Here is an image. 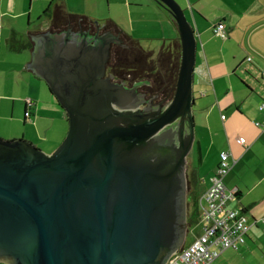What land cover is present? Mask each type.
Segmentation results:
<instances>
[{
    "label": "water",
    "instance_id": "1",
    "mask_svg": "<svg viewBox=\"0 0 264 264\" xmlns=\"http://www.w3.org/2000/svg\"><path fill=\"white\" fill-rule=\"evenodd\" d=\"M157 1L176 25L180 58L173 95L155 117L134 110V87L103 76L108 43L88 49L62 32L45 34L48 45L36 42V72L49 86L51 74L70 80L79 99L66 104L68 128L50 152L23 137L0 138L1 263L164 264L182 242L180 169L194 139L196 37L176 0ZM185 114L190 138L176 163L169 171L162 158L146 163V142Z\"/></svg>",
    "mask_w": 264,
    "mask_h": 264
},
{
    "label": "crops",
    "instance_id": "2",
    "mask_svg": "<svg viewBox=\"0 0 264 264\" xmlns=\"http://www.w3.org/2000/svg\"><path fill=\"white\" fill-rule=\"evenodd\" d=\"M33 1L0 0V74L4 76L0 83L9 91L20 89L16 95L0 93V138L4 139L23 137L32 142L25 132L20 134L15 128L29 123L38 131L39 119H43L41 111L58 112L63 120L65 117L49 94L47 81L35 70L36 42L33 39L50 28V10L44 11L50 2L60 1L67 10H74L68 8L67 0H50L34 20L31 17ZM176 1L192 24L196 37L193 144L200 164L205 155H211L214 160L201 193L211 183L220 152L228 150L230 169L223 181L227 188H236L237 194L227 201L226 207L242 210L251 224L242 243L246 245L248 240L264 234L263 228L258 226L264 227V111L259 107L264 96V0ZM126 2L128 7L143 6L141 30L144 35L135 38L144 48L153 50L154 54L162 47L177 48L178 31L163 5L157 0ZM129 12L131 14V10ZM24 17L26 21L22 23ZM88 17L100 27L108 19L112 20L131 36V31L135 30L133 25L122 28L110 17ZM215 26H220L226 36L214 32ZM20 43L26 46L18 49ZM24 90L29 91L25 96ZM16 101L20 103L17 105ZM238 136L245 138L246 145L237 141ZM41 139L45 140L46 136Z\"/></svg>",
    "mask_w": 264,
    "mask_h": 264
},
{
    "label": "flooded vegetation",
    "instance_id": "3",
    "mask_svg": "<svg viewBox=\"0 0 264 264\" xmlns=\"http://www.w3.org/2000/svg\"><path fill=\"white\" fill-rule=\"evenodd\" d=\"M104 31V30H103ZM102 28L97 25L96 23H92L88 26H85L84 24L78 23V24H68L65 28L59 29V30H49L42 31L40 33V36H35L33 39L35 42L39 43H45V45L49 44L51 39L50 38H44L45 34L48 32L53 34H59V33H65L67 41H74L75 44H79L84 46H88L87 48L90 49L93 44L99 45L102 43H108V56L106 57L104 62V70L105 73L103 76H109L110 80L116 83H121L122 85L126 87H134L136 89L137 93V99L135 101V104H137L134 107V110L137 111L138 115H141L142 118H152L153 116H157L160 113L159 107L164 106L170 98H168L167 95H161L159 92H154L152 94H149V92L142 90L143 85L146 84L145 79H130L129 76H119V74H116L113 72V70L110 67V53H111V46L114 44L120 45V37L117 36V34H114L113 32L107 31L106 34L103 36L102 34ZM97 36V38H96ZM109 36V38H107ZM56 37V36H53ZM112 39V40H111ZM115 39V40H114ZM36 43V44H37ZM35 44V45H36ZM90 47V48H89ZM86 48V50H87ZM44 49H46V46H44ZM38 56L36 58L38 59L41 55L39 52H37ZM49 53L45 51L44 56L48 57ZM53 76V77H52ZM54 75L51 74L50 77V86H53V88H61L63 86L65 92H58L59 96H56V94L52 91L51 88V94L55 98V101L59 104V106L62 108L63 113L65 115L64 120L66 121V125H68L69 121V111L66 109V104H70L71 102L75 101L77 98V93L71 91L69 89L72 84L70 80H67L66 82L60 81V79L54 81ZM54 82V83H53ZM48 83V82H47ZM49 84L48 87L50 88ZM30 105H28L27 109ZM29 110H27L26 118H28ZM187 114H185L182 119L177 123V121L166 125L163 129H161L158 133H156L151 139H149L146 143L150 145L149 149H146L145 152L146 156V163L149 165L153 164V166L156 163H159L160 159L167 160L166 163H163L166 166L167 171L171 169V167L176 163L178 157L181 155L184 148L187 146V143L189 142L190 138V123L189 118H187ZM183 123V124H182ZM68 128V126H67ZM66 128V131H67ZM66 134V132H65ZM36 146V145H35ZM50 152V151H48ZM151 155V156H150ZM189 152L186 153L183 157L182 162V175H183V186L181 189V198L183 200L184 206H185V216L183 219V229H181L176 235L178 239L182 238V242H178V248L182 247L184 245V239L187 229H188V215H189V209L190 205L192 204V188L193 185L191 184V177L193 174V167L189 159ZM152 166V165H151ZM188 169V171H187ZM187 171V172H186ZM184 234V235H183ZM183 235V236H182ZM184 243V244H183ZM169 258H167L168 260ZM166 260V261H167Z\"/></svg>",
    "mask_w": 264,
    "mask_h": 264
},
{
    "label": "rangeland",
    "instance_id": "4",
    "mask_svg": "<svg viewBox=\"0 0 264 264\" xmlns=\"http://www.w3.org/2000/svg\"><path fill=\"white\" fill-rule=\"evenodd\" d=\"M50 0H34L32 3V18L36 20L38 14H42L43 6L47 5ZM68 8L74 11L70 12H79L85 15L91 16L95 19H103L110 17L115 19L122 28L127 29L132 26L135 30L131 31L132 37L143 36L142 26L144 23L142 22V8L143 6H134L128 7L126 0H67ZM131 10V14L129 12ZM150 15L149 13H147ZM25 17L22 19V23H24ZM127 31V30H126ZM129 32V31H128ZM139 42V41H138ZM143 42V40H142ZM141 45L142 43L139 42ZM142 46V45H141ZM143 47V46H142ZM144 49V47H143ZM146 49V48H145ZM4 76L0 74V80H3ZM46 91V87H45ZM49 94L51 93L50 90ZM0 93L2 95H16V93H20V89L9 91L8 88H3L2 83H0ZM10 93V94H8ZM24 96L29 93L28 90L23 91ZM47 93V91H46ZM3 95V96H4ZM51 95V94H50ZM27 98V97H26ZM25 98V99H26ZM10 100V99H9ZM8 100V101H9ZM11 101V100H10ZM17 105L20 103L16 101ZM27 102L31 103L27 98ZM22 106V105H21ZM193 113V109H192ZM195 113V112H194ZM43 115V119H39L38 131L35 130L29 123H21L16 125V130H20V134L25 132L27 137L33 139L36 142L32 143L36 145V147L41 148L45 152L52 151L57 147L60 142L63 140L65 136V125L67 124L65 120L61 119L58 116V112L53 111H41L40 116ZM194 116V114H193ZM37 116H35L36 118ZM5 121V120H4ZM15 130V131H16ZM195 130V124H194ZM193 143L195 142V131ZM13 131V130H12ZM41 136H46V139H41ZM192 144V147L189 151V159L192 164V167L197 171V178L193 183L192 194L193 196L201 193L204 184L207 182L208 175L211 171V165L214 161L212 156H203V162L200 164L198 161V154L195 145ZM212 161V162H211ZM188 171V169H187ZM186 171V172H187ZM193 209V205H190V210ZM199 215L196 216L194 222L188 225L187 233L184 239V243H188L195 236V234L200 232L201 224H199ZM263 228L261 225H258ZM256 229L255 227H253ZM259 228V227H258ZM261 231V230H260ZM183 243V244H184ZM210 264H264V234L257 235V237L252 238V240H248L247 244H240L238 247H229L224 250L214 258L213 262Z\"/></svg>",
    "mask_w": 264,
    "mask_h": 264
},
{
    "label": "built area",
    "instance_id": "5",
    "mask_svg": "<svg viewBox=\"0 0 264 264\" xmlns=\"http://www.w3.org/2000/svg\"><path fill=\"white\" fill-rule=\"evenodd\" d=\"M214 31L222 37L226 36L220 26H215ZM259 107L264 110V98ZM237 141L246 145L243 136H238ZM228 158L229 151L222 150L211 183L198 196L200 232L189 243L176 248L164 264H210L221 250L237 247L245 241L251 224L242 210L226 207L227 201L236 195L235 189L227 188L223 181V177L230 169Z\"/></svg>",
    "mask_w": 264,
    "mask_h": 264
},
{
    "label": "trees",
    "instance_id": "6",
    "mask_svg": "<svg viewBox=\"0 0 264 264\" xmlns=\"http://www.w3.org/2000/svg\"><path fill=\"white\" fill-rule=\"evenodd\" d=\"M46 10H50L51 25L49 30L51 31L65 28L68 24L81 23L85 26L92 24L88 16L79 14V12H69L60 1L50 2L44 11ZM101 28L102 30L113 32L120 37V45L114 44L110 48L111 57L109 62L114 73L119 74V76H129L130 79H145L146 84L143 85L142 90L149 92V94L159 92L161 95H167L168 98L172 97V90H174L176 82L175 77L179 68L180 42L176 43L177 48L162 47L154 54L153 50L143 49L136 38L121 31L112 20L108 19ZM25 46V43H20L17 48L20 49ZM192 171L193 174L190 182L193 185L197 178V171H195V168ZM198 196L199 194L195 196L192 194L191 196V206L193 205V209H189L187 222L189 224L194 222L196 216L199 215L197 209Z\"/></svg>",
    "mask_w": 264,
    "mask_h": 264
},
{
    "label": "clouds",
    "instance_id": "7",
    "mask_svg": "<svg viewBox=\"0 0 264 264\" xmlns=\"http://www.w3.org/2000/svg\"><path fill=\"white\" fill-rule=\"evenodd\" d=\"M185 245V244H184Z\"/></svg>",
    "mask_w": 264,
    "mask_h": 264
}]
</instances>
